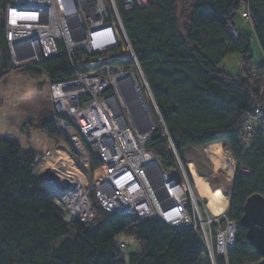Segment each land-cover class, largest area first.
<instances>
[{
	"label": "trees",
	"instance_id": "obj_1",
	"mask_svg": "<svg viewBox=\"0 0 264 264\" xmlns=\"http://www.w3.org/2000/svg\"><path fill=\"white\" fill-rule=\"evenodd\" d=\"M10 1L0 0V82L16 74L42 77L47 86L72 79L74 59L60 44L42 61L12 65L4 26ZM115 2L164 131L156 126L146 150L167 170L173 166L170 145L181 159L190 147L226 142L236 163L226 216L237 225L226 264H257L260 259L238 221L247 198H264V121L242 135L256 118L254 111L264 109V64L254 68L248 37L232 39L227 28L243 7L264 58V0H149L146 8L130 10ZM230 55L238 60L235 76L221 67ZM42 94L39 89L33 98L36 128L57 141L54 107ZM35 115L34 108L14 105L7 125L30 128ZM63 142L73 153L68 140ZM38 158L22 152L12 134L0 136V264H211L193 231L168 228L157 219L108 214L92 196L96 219L89 225L66 222L33 170ZM99 166L98 159H90L91 170ZM120 235L132 239L137 250L125 252Z\"/></svg>",
	"mask_w": 264,
	"mask_h": 264
},
{
	"label": "built area",
	"instance_id": "obj_2",
	"mask_svg": "<svg viewBox=\"0 0 264 264\" xmlns=\"http://www.w3.org/2000/svg\"><path fill=\"white\" fill-rule=\"evenodd\" d=\"M121 3L125 10L144 9L149 0H121ZM241 18L249 21L248 13H241ZM4 26L14 66L55 55L59 42L74 59V77L48 86V97L56 110L53 120L57 131L66 135L76 151L85 155L83 147H86L98 157L101 179L89 187L86 181L69 185L68 179L62 180L54 172L57 163L44 165L38 178L49 186L56 203L64 206V220L92 223L95 214L89 203L91 192L94 202L108 214L142 220L153 218L168 228L193 231L211 263L216 264L217 254L224 256L226 264L236 239V223L226 214L214 217L212 223L202 222L193 200L194 207L189 209L190 185L173 147L169 146L174 174L163 171L145 148L151 134L142 127L146 125L145 118L150 126L152 120L145 105L142 106V96L138 95L130 71L122 68H127L126 60L131 57L137 67L138 62L115 0H11L5 9ZM228 26V34L236 39V31ZM124 42L130 54L125 57L121 56L125 53ZM138 102L142 104L141 112ZM254 114L259 122L264 121L263 108H257ZM251 131L252 127L247 125L242 135L247 137ZM58 152H63L70 165V155ZM77 175L72 173L77 182L84 179ZM86 187L89 192H84ZM206 228L212 232L214 249Z\"/></svg>",
	"mask_w": 264,
	"mask_h": 264
},
{
	"label": "rangeland",
	"instance_id": "obj_3",
	"mask_svg": "<svg viewBox=\"0 0 264 264\" xmlns=\"http://www.w3.org/2000/svg\"><path fill=\"white\" fill-rule=\"evenodd\" d=\"M243 12H244L243 7H240L239 11L236 13V16L233 19L234 25L233 24L231 25L234 31H236L237 35H239L237 31H239L242 34V36L248 37L250 42V51L252 55L251 64L254 68L259 67L264 64V58L261 49L259 47V44L255 38L251 24L248 21H245L241 18V13ZM0 17H1V12H0ZM59 44L62 45V47L64 45L61 42L58 43V46ZM123 50H125V53H122L121 56L125 57L126 53L129 54V49L125 42H124ZM126 61L125 62L127 63L126 65L127 68L126 67L125 68L122 67V68L125 71H130L129 75H131L134 85L137 86L141 96L145 98L144 100L145 101L144 103L146 105L145 108L147 109L149 117L152 120V125L150 128L151 130L147 131L146 128H143V130L146 131V133L152 134L157 126L160 130H162V132H164L158 112L152 100L149 88L145 82V79L141 71L138 68L139 66L137 67L132 57ZM28 63L31 62L26 61L22 65H26ZM1 65L2 64H1V53H0V71H1ZM112 67H114V64ZM221 67L231 76H235L238 73L237 56L236 55L227 56L222 61ZM84 71L86 72L88 70L84 69ZM39 89H41L43 96L46 93L48 95V86L42 77L33 78V77L24 76L22 74H16V75H11L6 82H0V136L3 134L6 135L12 134L16 138V141L19 144L22 152L32 151L39 156L38 160L36 161L33 167V170L37 175V178L40 176V170L44 167L46 163L49 165H53L55 163H60V165L65 164L67 162L64 158L65 155H63V152L62 153L58 152V151H64L65 153H68L71 157L72 162L70 165H68V169L73 173V175L77 173L78 178L81 179L84 178L83 183L86 181L88 183V187L91 186V183L93 185L94 182H96L97 180L99 181L101 179V173L100 170L98 169L94 171L90 169V159L91 158L98 159V157L95 154H93L91 150H88L86 147H83L84 148L83 151L85 155L78 150L76 151V149L73 147L72 143H70L66 135L63 133L61 134V132H58L60 133L61 138L55 141L49 139L45 134H43L40 130L36 128L38 110H36V107L33 102V98ZM14 105H22L25 107L35 109L36 115L33 117L32 126L30 128L23 129L20 131L17 130L15 127L7 125V120H6L7 112ZM52 105L54 107V112H56L53 103ZM258 123L259 121L257 120V118L254 119L252 118L248 121V125L252 126L253 128H257ZM64 138L68 140L70 149L73 150V153H70L71 150L68 151L66 150L67 147H64L63 144ZM180 158H181L180 162L182 164L181 171L183 170L184 174L186 175V179L188 180V183L190 185L191 193L188 196L190 211L192 209V205L194 207V204L192 203L193 200L199 208L201 214L200 217L202 222L204 223H207L208 221L212 223L214 217H219V216L222 217L223 215H225L229 205V194L231 189V183L236 170L235 160L233 159L230 151L228 150L226 142L221 141L205 146L190 147L183 152V157L180 156ZM100 165H101V161H100ZM161 169L163 170V168ZM163 171H165L167 174H174L175 172L173 166L170 169ZM200 185L205 186L206 191L203 190L201 192V190L199 189ZM87 189L89 188L87 187L84 188V192H89L87 191ZM216 193H219L222 196L221 205L224 204L225 209H223V212L214 215L211 213L213 212V209L209 208L210 210H207L206 207L209 205L210 201L212 200L213 198L212 196H214ZM89 203L92 206L91 192L89 193ZM58 206L63 212L65 209L64 206H61L60 204ZM190 218H192V216H190ZM95 219H96V215L94 220ZM148 219H153V218H148ZM221 220H223V218H221ZM206 233L210 241V238L212 239V232L210 233L209 230L206 228ZM117 241L126 244L127 249H125V252L129 251L132 253L135 252L138 248L132 239L127 238L123 235L118 236ZM214 246H215V241L212 244V249H214ZM222 256L215 254L214 255L215 263L219 260H223V262H225L224 256L223 257ZM209 261L211 263L210 259ZM226 261H227V257H226Z\"/></svg>",
	"mask_w": 264,
	"mask_h": 264
},
{
	"label": "water",
	"instance_id": "obj_4",
	"mask_svg": "<svg viewBox=\"0 0 264 264\" xmlns=\"http://www.w3.org/2000/svg\"><path fill=\"white\" fill-rule=\"evenodd\" d=\"M232 26V25H231ZM49 190V186L38 178ZM50 191V190H49ZM238 226L245 231L247 244L259 257L257 264H264V198L252 195L243 205V215L238 221Z\"/></svg>",
	"mask_w": 264,
	"mask_h": 264
},
{
	"label": "bare ground",
	"instance_id": "obj_5",
	"mask_svg": "<svg viewBox=\"0 0 264 264\" xmlns=\"http://www.w3.org/2000/svg\"><path fill=\"white\" fill-rule=\"evenodd\" d=\"M138 95H141L140 93H139V91H138ZM145 98H143L142 97V104H140L139 102H138V112H141V105L142 106H144L145 105ZM137 104V103H136ZM146 106V105H145ZM137 111V110H136ZM145 120V124L146 125H143L144 127H142V128H146V130H149V128H151V126H150V124H149V121L145 118L144 119ZM66 166V167H65ZM57 169H55V171L54 172H56L59 176L58 177H60L62 180H66V179H68V184L69 185H73V183H79V184H81V182H83V179H82V181H76L74 178H73V176H72V172L68 169V164L67 163H65V164H61L60 165V163H57ZM53 174V173H52ZM57 174H55V175H57ZM54 175V174H53ZM81 177V176H80ZM199 189L201 190V192L204 190V191H206V187L205 186H202V185H200V187H199ZM213 198H212V200L210 201V203H209V205L206 207V209L207 210H210V209H213V212H211L212 214H214V215H217L218 213H220V212H223V209H225V206H224V204L223 205H221V199H222V196L219 194V193H216L214 196H212ZM210 208V209H209Z\"/></svg>",
	"mask_w": 264,
	"mask_h": 264
},
{
	"label": "crops",
	"instance_id": "obj_6",
	"mask_svg": "<svg viewBox=\"0 0 264 264\" xmlns=\"http://www.w3.org/2000/svg\"><path fill=\"white\" fill-rule=\"evenodd\" d=\"M232 24H233V21H232ZM233 25H234V24H233ZM234 28H235V26H234ZM237 32H238L239 35L242 36V34H241L239 31H237ZM238 72H239V67H238ZM237 74H238V73H237ZM237 74H236V75H237ZM229 75H230V74H229Z\"/></svg>",
	"mask_w": 264,
	"mask_h": 264
}]
</instances>
